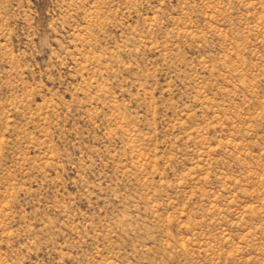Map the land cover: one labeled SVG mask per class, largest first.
I'll return each instance as SVG.
<instances>
[{
  "label": "rangeland",
  "instance_id": "1",
  "mask_svg": "<svg viewBox=\"0 0 264 264\" xmlns=\"http://www.w3.org/2000/svg\"><path fill=\"white\" fill-rule=\"evenodd\" d=\"M0 264H264V0H0Z\"/></svg>",
  "mask_w": 264,
  "mask_h": 264
}]
</instances>
